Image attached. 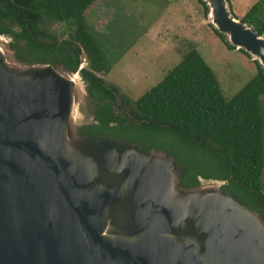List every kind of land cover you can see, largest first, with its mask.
<instances>
[{
	"label": "water",
	"instance_id": "water-1",
	"mask_svg": "<svg viewBox=\"0 0 264 264\" xmlns=\"http://www.w3.org/2000/svg\"><path fill=\"white\" fill-rule=\"evenodd\" d=\"M264 71V37L201 0ZM78 71L22 61L0 35V264H264V220L160 148L78 133ZM86 94V92H85Z\"/></svg>",
	"mask_w": 264,
	"mask_h": 264
},
{
	"label": "trees",
	"instance_id": "trees-1",
	"mask_svg": "<svg viewBox=\"0 0 264 264\" xmlns=\"http://www.w3.org/2000/svg\"><path fill=\"white\" fill-rule=\"evenodd\" d=\"M92 1L0 0V35L9 38L18 59L61 64L69 72L76 70L79 55L84 54L86 64L79 75L91 101L94 122L78 128L79 134L93 142H133L145 152L148 148L144 140H128L111 132L138 130L172 137V146L163 144L160 149L180 167V186H196L200 180L220 182L221 192L264 220V71L259 64L253 61V75L225 100L211 68L191 47L135 100L117 96L120 114L114 110L119 108L115 104L116 87L96 75L106 72L109 65L84 20V11ZM196 1L206 15L205 4ZM225 1L229 7V0ZM239 19L258 35L263 34L264 0L253 2ZM44 20L64 22L72 31L57 41L40 28ZM209 27L227 49H234L222 34Z\"/></svg>",
	"mask_w": 264,
	"mask_h": 264
},
{
	"label": "rangeland",
	"instance_id": "rangeland-1",
	"mask_svg": "<svg viewBox=\"0 0 264 264\" xmlns=\"http://www.w3.org/2000/svg\"><path fill=\"white\" fill-rule=\"evenodd\" d=\"M255 1L229 0L230 6L227 8L239 18ZM84 20L109 65L106 72H97L96 75L105 84L116 87L115 104L119 108L114 110L120 114L121 102L117 96L135 100L159 81L191 47L211 68L225 100L255 72L250 58L236 49H227L212 32L202 6L196 0H94L85 9ZM40 28L57 41L67 38L72 31L71 26L60 21L44 20ZM79 60L82 65L86 64L82 52ZM77 79L81 104L74 113L75 121L92 123L91 101L85 94L83 80L79 75ZM261 105L264 110L263 100ZM113 133L128 140H144L148 149L164 148L163 144L172 146L173 143L172 137H159L149 131L116 129ZM102 141L94 143L100 144ZM261 182L264 194V171Z\"/></svg>",
	"mask_w": 264,
	"mask_h": 264
},
{
	"label": "flooded vegetation",
	"instance_id": "flooded-vegetation-1",
	"mask_svg": "<svg viewBox=\"0 0 264 264\" xmlns=\"http://www.w3.org/2000/svg\"><path fill=\"white\" fill-rule=\"evenodd\" d=\"M79 69H81V67L78 65L77 68H76V70L74 71V72L78 71V75H79ZM79 77H80V75H79ZM80 79H81V78H80ZM91 118L93 119V115H91ZM88 124H89V123H88ZM88 124L81 125V126L78 127V128H81V127L86 126V125H88ZM98 141H100V140H98Z\"/></svg>",
	"mask_w": 264,
	"mask_h": 264
},
{
	"label": "built area",
	"instance_id": "built-area-1",
	"mask_svg": "<svg viewBox=\"0 0 264 264\" xmlns=\"http://www.w3.org/2000/svg\"><path fill=\"white\" fill-rule=\"evenodd\" d=\"M79 66H80V67H85V64L82 65V64H81V61H80Z\"/></svg>",
	"mask_w": 264,
	"mask_h": 264
},
{
	"label": "crops",
	"instance_id": "crops-1",
	"mask_svg": "<svg viewBox=\"0 0 264 264\" xmlns=\"http://www.w3.org/2000/svg\"><path fill=\"white\" fill-rule=\"evenodd\" d=\"M183 1V0H182Z\"/></svg>",
	"mask_w": 264,
	"mask_h": 264
}]
</instances>
